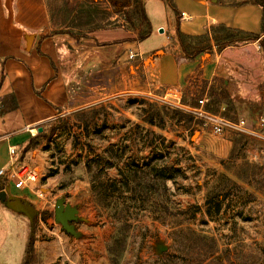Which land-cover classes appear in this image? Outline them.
<instances>
[{
    "label": "rangeland",
    "instance_id": "1",
    "mask_svg": "<svg viewBox=\"0 0 264 264\" xmlns=\"http://www.w3.org/2000/svg\"><path fill=\"white\" fill-rule=\"evenodd\" d=\"M97 2L106 9V19L94 13L95 25L72 27V35L62 36L57 59L61 70L73 76V90L82 96L84 107L59 110L32 127L36 133L30 131L31 140L19 151L38 181L30 190L19 191L24 198L7 194L0 183V192L5 193L0 197L2 263L113 264L109 243L124 234L121 264L138 258L141 264H153L162 251L192 263L203 235L216 237L221 248L231 237L229 247L245 264H264V140L235 133L216 136L202 129L208 119L195 113L199 99L207 95L203 109L210 114L231 120L245 117L250 124L263 116V46H253L254 41L241 32L217 31L214 49L204 52L217 54L215 63L218 68L223 65L225 75L214 76L210 84L202 79L168 90L150 84L145 74L146 61L154 52L141 53L147 25L136 15V5L120 12V6L114 9L108 0ZM61 3L0 0V11L6 15L8 7L14 26L24 27L25 48L30 38L59 30L50 19L52 7ZM187 45L202 48L207 41L193 38ZM229 48L243 49L218 55ZM206 73L210 75L211 68ZM8 100L12 106V98ZM154 107L163 109L156 121L165 129H152L175 144L155 139L142 120ZM92 109L96 113L81 115ZM162 153L164 159L158 157ZM150 159L157 168L177 163L176 183L153 178L149 169L137 166L129 184L124 183L129 167ZM222 173L240 183L242 190L220 185ZM100 183L112 195L110 203H101L93 191L92 185ZM131 194L137 196L126 199ZM58 202L73 210L67 224L55 217ZM218 205V214L207 212ZM153 215H162L163 220H154Z\"/></svg>",
    "mask_w": 264,
    "mask_h": 264
},
{
    "label": "crops",
    "instance_id": "2",
    "mask_svg": "<svg viewBox=\"0 0 264 264\" xmlns=\"http://www.w3.org/2000/svg\"><path fill=\"white\" fill-rule=\"evenodd\" d=\"M172 2L175 8L167 0L143 2L152 32L140 42L141 53L163 51L149 59V63L146 61L145 74L150 84L174 90V87L187 86L190 81L197 83L203 79L210 84L214 76L225 75L223 65L218 68L215 63V53L203 52L188 58L179 43L178 31L188 35L208 33L211 37L214 27L225 25L259 35L253 46L259 47L260 41L264 42L263 8L254 0L239 3L220 0ZM5 12L6 15L0 11V168L9 161L11 145L20 147L31 140L33 126L59 110L84 107L82 96L73 90V76L61 70L57 61L62 36L69 33L57 29L51 33L43 32L30 38L24 48V27L14 26L8 7ZM161 28L163 33L159 31ZM212 44L214 49V41ZM241 49H224L218 55L225 56ZM126 54L127 51L122 58H126ZM209 68L211 73L207 75ZM9 98H12V106H8ZM15 195L24 198L19 191Z\"/></svg>",
    "mask_w": 264,
    "mask_h": 264
},
{
    "label": "trees",
    "instance_id": "3",
    "mask_svg": "<svg viewBox=\"0 0 264 264\" xmlns=\"http://www.w3.org/2000/svg\"><path fill=\"white\" fill-rule=\"evenodd\" d=\"M98 0H62V3L60 5H55L52 7V13H51V22L54 25L55 28H58L61 32H66L70 33L72 35V27L73 28H78V29H83V28H88L91 27L93 24H96V18L93 17V14L96 13L98 15V18L100 20H105L106 18L104 17L106 15L105 11L106 9H103L101 7V2H97ZM256 1V0H255ZM113 6L114 9L118 8V11H124L127 6H129L131 3H134L137 7L136 10V15H138L147 25V31L141 36V40L146 39L148 36H150L152 32V25L150 20L148 19L144 7L143 0H124L123 2H117L116 0H108ZM167 2L170 4L171 7L175 8V5L173 4L172 0H167ZM259 3L262 8V31L264 32V1H256ZM104 12V13H103ZM213 34L210 37V35L203 34V35H188L184 34L181 31H178L177 36L179 43L186 54L188 58H194L200 53L209 50L212 48L213 44L212 41L218 42V36L217 31H237L241 32L243 34L248 35L249 39L251 41H255L259 38V35L254 34V33H248V32H243L240 30L236 29H231L225 25H219L217 27H214L212 29ZM226 36H230L229 33H226ZM204 39L207 41L206 47L202 48H193L191 49L187 45V40L188 39ZM260 44L264 48V42L260 41ZM88 112V113H87ZM92 113H96L95 109L89 110V111H83L81 113L82 116L85 115H90ZM183 116H187L188 113L181 111ZM163 115V109L161 108H155L154 107V112L150 113L148 117L142 119L144 123H147L150 126L149 132L152 134V136L155 139L161 140L162 143L169 142L171 144H175L174 141L168 140L163 134H157L155 131L152 129L153 127H158L161 130H164L165 127L161 121V123H157L156 117L157 116H162ZM137 127L139 125L137 124ZM160 159H164L166 156L162 153L158 156ZM153 159H150L146 161L143 164H133L132 167H129V169L124 173L123 181L125 184H129L130 182V177H131V172L133 171V167L137 166L138 168H147L149 171H151V175L153 178H159L162 180H170L173 183H176V176H175V171H178L175 167V164L177 163H172V165H169L168 162L165 163L164 166L157 168L154 165H152ZM87 166L91 168L90 161H88ZM220 185H230L238 190H242V185L235 181L234 179L228 177L226 174L222 173L219 175ZM242 179V178H241ZM244 180V179H243ZM103 185L100 183L98 185L93 184L92 188L93 191L96 193L98 200L103 203L108 202L110 203L112 199V195L108 192L105 191L102 187ZM154 194V193H153ZM137 195H132L129 197H126V199H132L136 197ZM107 206V205H105ZM221 210V206L218 205L216 208L211 211V208L207 210V212L212 215V214H218ZM152 214H155L154 211H151ZM162 215H153L152 219L154 220H163ZM124 225V224H121ZM231 237L225 242L224 248H221L219 245V240L214 237V236H200L198 239V243H196L197 247V257L196 259L190 263L187 260L183 261H178L179 258H175L176 255H172L167 251H162L160 253H156V257L154 258L153 264H245L244 258L240 257L238 253H234V250L231 249L229 246L232 244L234 241L230 240ZM125 243V236L124 234H119L114 237L113 241L109 243V251L110 254L115 259H113V264H121V261L119 263V257H121V248L123 249V245ZM139 261H135L132 264H141L142 260L138 258ZM141 260V261H140Z\"/></svg>",
    "mask_w": 264,
    "mask_h": 264
},
{
    "label": "built area",
    "instance_id": "4",
    "mask_svg": "<svg viewBox=\"0 0 264 264\" xmlns=\"http://www.w3.org/2000/svg\"><path fill=\"white\" fill-rule=\"evenodd\" d=\"M130 57L133 58L134 53H131ZM198 102L200 107L195 108L196 116L208 119L202 129L210 130L216 136H231L235 133L264 140V115L251 119L250 124L245 117L231 120L208 113L203 109V105L207 102V95L199 99ZM20 157L19 147L11 145L9 147V161L0 168V183L3 185V190L14 197H18L14 191L30 190L38 181L37 172Z\"/></svg>",
    "mask_w": 264,
    "mask_h": 264
},
{
    "label": "water",
    "instance_id": "5",
    "mask_svg": "<svg viewBox=\"0 0 264 264\" xmlns=\"http://www.w3.org/2000/svg\"><path fill=\"white\" fill-rule=\"evenodd\" d=\"M161 33L164 32V29L161 28L159 30ZM163 53L162 50H157L154 53V56L161 55ZM43 130L42 127L38 128V131L41 132ZM5 193H0V197H4ZM73 210L70 207H64V205L61 202H58L56 205V210H55V217L57 219H60L63 223L67 224L68 220L72 217Z\"/></svg>",
    "mask_w": 264,
    "mask_h": 264
},
{
    "label": "bare ground",
    "instance_id": "6",
    "mask_svg": "<svg viewBox=\"0 0 264 264\" xmlns=\"http://www.w3.org/2000/svg\"><path fill=\"white\" fill-rule=\"evenodd\" d=\"M32 132H33V133H36V129H32Z\"/></svg>",
    "mask_w": 264,
    "mask_h": 264
}]
</instances>
